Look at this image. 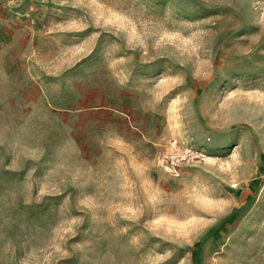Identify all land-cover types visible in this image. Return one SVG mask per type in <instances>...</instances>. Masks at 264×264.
Returning <instances> with one entry per match:
<instances>
[{
    "label": "rangeland",
    "instance_id": "rangeland-1",
    "mask_svg": "<svg viewBox=\"0 0 264 264\" xmlns=\"http://www.w3.org/2000/svg\"><path fill=\"white\" fill-rule=\"evenodd\" d=\"M0 264H264V0H0Z\"/></svg>",
    "mask_w": 264,
    "mask_h": 264
}]
</instances>
